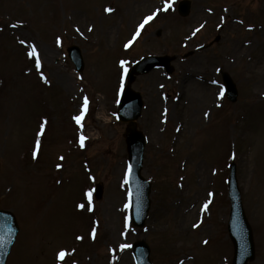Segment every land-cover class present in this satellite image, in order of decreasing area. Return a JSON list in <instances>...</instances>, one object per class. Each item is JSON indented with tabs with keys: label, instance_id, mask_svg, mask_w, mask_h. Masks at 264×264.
<instances>
[{
	"label": "rangeland",
	"instance_id": "374dc122",
	"mask_svg": "<svg viewBox=\"0 0 264 264\" xmlns=\"http://www.w3.org/2000/svg\"><path fill=\"white\" fill-rule=\"evenodd\" d=\"M181 1L0 0V210L11 212L19 227L7 264H115L124 250L129 252L127 263L136 264L132 248L139 241L149 245L152 264L172 263L184 250L175 247L179 239L173 233L172 205L203 189L201 166L211 170L203 189L208 208L203 207L205 219L195 232L206 226L213 234L204 239L208 243L203 241L201 251L186 255L185 250L183 261L218 264L226 256L224 264H233L227 185L232 163L253 232L255 259L249 264H264V0H187V18L178 14ZM141 3L143 10L137 13ZM74 14L86 22L84 38L76 35ZM140 17L144 20L135 31ZM109 29L113 36L107 40ZM134 33L141 36L131 45L127 41L130 36L136 40ZM31 42L53 53L46 59L38 52L40 69L28 56ZM249 42V52L240 55ZM72 45L82 51V74L68 58ZM164 55L176 57L173 74L154 70L137 77L132 86L144 100L138 120L147 137L142 175L152 185L149 219L138 229L129 218L127 125L116 120L118 101L126 84L125 68L143 57ZM121 61L126 62L123 67ZM197 62L216 98L206 120L192 122L176 140L179 103L190 97L184 69ZM254 68L259 75L249 77L248 70ZM223 74L236 83L235 103L226 98ZM64 77H71L74 90L63 87ZM151 87L166 105L158 141L148 115ZM80 115L84 118L77 124L74 117ZM37 140L40 148L34 158ZM243 161L250 171L246 186L241 181ZM98 183L104 187L99 202L93 191ZM180 187L186 195H177ZM113 213L118 215L114 230L109 221ZM183 241H192L194 247L199 242L196 235ZM61 251L66 253L63 261L58 258Z\"/></svg>",
	"mask_w": 264,
	"mask_h": 264
},
{
	"label": "water",
	"instance_id": "95a60500",
	"mask_svg": "<svg viewBox=\"0 0 264 264\" xmlns=\"http://www.w3.org/2000/svg\"><path fill=\"white\" fill-rule=\"evenodd\" d=\"M189 12V3L181 5V13L187 15ZM70 56L77 64L78 69H83V62L79 49L73 47L69 49ZM171 59L168 58H150L143 60L132 69L129 74V82L132 83L134 76L138 74L148 73L156 67H165L169 72ZM225 84L228 88V95L231 101L237 100V91L235 85L229 76L224 77ZM119 119L129 122L126 138L128 143V151L130 155V172H129V188L131 192V216L136 226L142 227L148 217L150 209V185L141 177L143 164V151L145 140L142 134L136 130L134 121L140 116L142 102L139 94L134 93L129 87L123 92L120 103ZM103 193L102 186H98L96 190L97 199H101ZM230 194L232 198V219L230 223V235L235 245L234 264H248L254 259V243L252 232L244 215L240 194L237 189L235 179V168H233L230 181ZM18 228L15 218L12 214L0 211V264H6L7 257L18 234ZM150 250L143 242L135 245V255L138 264H151L149 260Z\"/></svg>",
	"mask_w": 264,
	"mask_h": 264
},
{
	"label": "bare ground",
	"instance_id": "6f19581e",
	"mask_svg": "<svg viewBox=\"0 0 264 264\" xmlns=\"http://www.w3.org/2000/svg\"><path fill=\"white\" fill-rule=\"evenodd\" d=\"M155 5L157 2L154 3ZM144 4L139 5V12L142 9ZM103 18V16H102ZM136 18V16L134 17ZM75 23H74V29L76 32V35L81 39L84 38V33L82 29L85 30L84 26L86 22L82 19L80 14H74L72 18ZM113 36V29H109L105 33V37L107 40H109ZM246 43V42H245ZM245 43L242 42V46ZM35 45V43L32 42L31 46ZM30 46V47H31ZM248 47H243V51L240 55L245 54L249 52L251 49L252 43L249 42ZM37 52H41L46 59H51L52 58V52L45 49V48H40L36 46ZM236 48V46H234ZM201 64L198 62L196 65H191L185 67L184 69V76L183 78V84H187V87L189 89L188 95L190 96L189 99H187L186 102H181L179 103V108H178V117L180 116V120L177 125V130H176V135L175 139H179L178 136H181L183 133H185L188 128H190V125L193 123L199 122V121H205L209 110L211 109L210 101L215 100L216 94H214V88L211 87H206L210 86V81L209 83L206 81L205 77L201 75ZM260 73V70L257 68L254 69H249L248 70V76L249 77H254L258 76ZM192 78H196L197 84L193 82ZM62 85L65 89L68 90H74L75 89V83L71 79V77H64L62 81ZM156 85L158 87V82H156ZM203 85V86H202ZM157 87L155 88L157 92ZM186 87V88H187ZM105 99V98H104ZM102 100V99H101ZM165 103L163 100H160L157 96V93L153 92V87H151L149 91V103H148V115L150 116V120L154 121V137L156 140H159V134H160V129H161V121H162V111L165 107ZM81 109H79L80 112ZM197 112V113H196ZM193 122V123H192ZM119 170V169H118ZM208 168H205L203 166L198 168V178L200 180V187L201 188H207L209 185L210 181V172ZM13 177L11 176L10 181H13ZM250 177V171L247 166V162L243 161L242 162V174H241V181L243 186H246L248 183V179ZM199 191L197 194L194 196L190 197L188 200L185 201H178L173 203L172 208L174 209V216H173V233L177 235L175 240L179 239V241L175 244V247L177 249L183 248V255L185 257V254L194 253L201 251L202 246H203V241L207 237H211L213 232L211 231L210 228L203 226L200 228V230L195 232L197 229L194 225H199L203 223L205 219V210L203 209L204 204L208 198V192H205V190ZM185 190L183 187L178 188L177 190V195L179 196H184L186 195ZM121 207L118 208V211L120 212ZM261 224H264V210L261 211ZM110 224H111V229L114 230L113 225L118 223V215L117 213H113L111 218L109 219ZM110 230L111 232H113ZM115 234V233H114ZM196 235L198 237V244L194 247L193 244L190 242L183 241V238H189L191 236ZM182 237V238H181ZM115 238L113 237V240ZM181 239V240H180ZM197 239H195L196 241ZM185 250L187 251L185 253ZM185 253V254H184ZM183 255L179 259L173 261L170 264H191L188 262H184L183 260ZM115 259V258H114ZM129 259V252L128 250H124V252L121 255L116 256L115 264H129L127 263ZM226 261V256H222V259L219 261L218 264H224Z\"/></svg>",
	"mask_w": 264,
	"mask_h": 264
},
{
	"label": "snow or ice",
	"instance_id": "6c2138e0",
	"mask_svg": "<svg viewBox=\"0 0 264 264\" xmlns=\"http://www.w3.org/2000/svg\"><path fill=\"white\" fill-rule=\"evenodd\" d=\"M107 11L111 12L112 9H107ZM151 19H152V17H148V20H151ZM145 23H147V21H145ZM143 26H144V25H141L140 27L143 28ZM23 43H25V42L22 40V41H21V44H23ZM126 47H127V46H126ZM28 56H29L30 58H35V66H36L37 69H40V68H41V63H40L39 55H38V52H37V49H36L35 45H32V46H31V51L28 52ZM125 64H126L125 61H121V66H122V67H123ZM125 73H127V69H126V68H125ZM41 79H43L45 83H48L47 78L44 77L43 75H41ZM87 109H88V100H87V98L85 97V98H84L83 111L86 112ZM74 119L76 120L77 124H81V122H82V120H83V115L76 116V117H74ZM46 123H47V121L44 122V124H46ZM43 128H44V125L42 124V125H41V135L43 134ZM84 139H85V137L81 136V138H80L81 147L84 146V143H83V142H84ZM39 148H40V142H39V140H37V142H36V152H34V158H36L37 153H38V151H39ZM60 159L63 160V157H60ZM57 167L59 168V167H61V165H57ZM87 197H88V201H89V203H91V198H92V194H91V192L87 193ZM78 207H79L80 209H84L85 205H84V204H80V205H78ZM204 208H205V210H207L208 205L205 204V205H204ZM194 226H195V227H198L199 225H194ZM93 238H95V232H93ZM78 239H82V237H78ZM204 243L207 244L208 241H204ZM122 247L126 248V247H130V245H124V246H122ZM65 255H66V253L63 252V251H61V252L58 254V258H59L61 261H63L64 258H65Z\"/></svg>",
	"mask_w": 264,
	"mask_h": 264
}]
</instances>
